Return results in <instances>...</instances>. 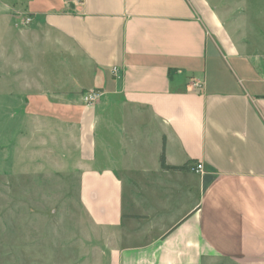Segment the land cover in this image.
Wrapping results in <instances>:
<instances>
[{
  "label": "crops",
  "instance_id": "crops-1",
  "mask_svg": "<svg viewBox=\"0 0 264 264\" xmlns=\"http://www.w3.org/2000/svg\"><path fill=\"white\" fill-rule=\"evenodd\" d=\"M227 18L213 0H0L1 49L22 19L0 84L71 139L82 205L118 231L110 264H264V28L255 44Z\"/></svg>",
  "mask_w": 264,
  "mask_h": 264
},
{
  "label": "rangeland",
  "instance_id": "rangeland-1",
  "mask_svg": "<svg viewBox=\"0 0 264 264\" xmlns=\"http://www.w3.org/2000/svg\"><path fill=\"white\" fill-rule=\"evenodd\" d=\"M213 3L231 28L258 42L264 0ZM18 21L4 19L0 76L19 71L8 65V57L17 58L8 54V40L16 38ZM9 92L0 84V264H110L118 231L97 226L82 205L71 139L55 122L25 115L23 101Z\"/></svg>",
  "mask_w": 264,
  "mask_h": 264
},
{
  "label": "built area",
  "instance_id": "built-area-1",
  "mask_svg": "<svg viewBox=\"0 0 264 264\" xmlns=\"http://www.w3.org/2000/svg\"><path fill=\"white\" fill-rule=\"evenodd\" d=\"M83 0H72V2H82ZM24 24H29L31 22V19L30 18H26L24 21ZM194 86L198 89H201L202 88V84L197 82L194 84ZM101 97V93L100 92H97V91H92V92H88L85 96H84V102L86 104H95L96 102L99 101ZM204 170V166L203 164H198L196 165L195 167L192 168V171L193 172H196V173H201L203 172Z\"/></svg>",
  "mask_w": 264,
  "mask_h": 264
},
{
  "label": "trees",
  "instance_id": "trees-1",
  "mask_svg": "<svg viewBox=\"0 0 264 264\" xmlns=\"http://www.w3.org/2000/svg\"><path fill=\"white\" fill-rule=\"evenodd\" d=\"M161 166L163 169H167V170H186L187 167L183 166V167H171L168 166L166 163V159H165V154L163 153L162 157H161Z\"/></svg>",
  "mask_w": 264,
  "mask_h": 264
}]
</instances>
